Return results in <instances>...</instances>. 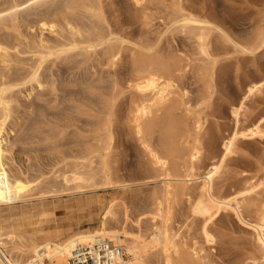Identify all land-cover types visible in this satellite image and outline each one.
Listing matches in <instances>:
<instances>
[{
    "label": "rangeland",
    "instance_id": "obj_1",
    "mask_svg": "<svg viewBox=\"0 0 264 264\" xmlns=\"http://www.w3.org/2000/svg\"><path fill=\"white\" fill-rule=\"evenodd\" d=\"M4 2L6 0H0V5ZM177 2L183 7L199 12L201 10V13L208 17L209 22L218 28L209 36L210 43L206 48L208 56L200 54L193 39L173 29V22L170 21L173 19V4ZM138 3L134 5L131 0H102L103 21L100 25L103 28L107 26L120 41L119 47L122 48H115L118 52L121 51L118 57L111 59L97 48V51L90 56L72 55L67 60L60 59L61 61L49 59L39 71V84L24 83L18 79L17 75L20 76L23 73L19 77L23 78L38 64H36L37 56L42 52V48H39L40 44L44 43L43 45L50 47L47 49L51 50L62 42L59 29L53 33L46 28L42 31L40 25L32 22L33 14L42 10L41 8L37 11H28L24 13L25 15L21 14L26 21L24 20L23 25L19 22L16 31L0 28V42L6 49L8 46L7 58H4L5 61L0 58V80L12 79L13 84L17 83L16 89L12 90L13 119L7 129L6 149L8 151L0 161V178L6 177L9 183L20 189L19 194L21 190L22 194L26 193L23 191H27L29 181L33 186L41 182L39 179L42 181L44 179L48 184L51 180L52 183L54 180L51 175L53 174L50 172L62 166L54 167L60 156L72 158L76 153L78 155L82 149L83 139L92 135L93 130L91 131L90 127L94 128L92 125L96 120L88 117L87 114L96 115L99 112L96 111L98 108L95 107V109L89 101L94 102L100 93H107L110 86L115 83L118 92L120 90V96L117 98L115 108L112 109L111 124L115 140L113 143H115L109 162L114 177L124 185H128L123 189L98 192L72 191L55 199L47 195L48 199L42 200L39 199L40 196H47L40 193L42 191H39L40 189L29 193V189L33 187L29 183L30 187L26 196L35 191L37 194L33 195L38 196L39 193L40 196L37 198L29 195L32 199L29 200V197L25 195L22 197L21 194V199L18 198V201L0 202L1 216L27 213V219L32 217L29 220L26 219L28 221L26 224L24 222L27 227L29 226V230L43 229L44 231L56 226L61 228L71 226L81 230L92 229L98 225L107 211L106 207L111 203L115 204L113 212L120 213L127 208L133 220L142 213L149 217L151 197L158 194L160 196L162 190L160 173L156 172L149 151L167 160L168 172L172 176H184L189 173L186 154H183L185 157L180 154L181 151L176 154L166 152L160 145L159 139L162 132L158 127L168 118L184 124L181 129L173 130L177 136H181L183 132L182 135L186 138L181 139L180 146L186 151L180 148L182 153H187V150L195 145V130L192 122L194 116L201 115L203 121L206 120L200 136L198 135L201 154L200 162L198 161L196 165L198 174L203 173V166L209 163L214 153L221 152V137L226 136L234 128L231 105L235 100L238 102L243 97L244 83L259 77L264 72V45L251 53L247 51L248 48L241 50V48L233 47L236 44L242 47L253 31L264 28V0H140ZM23 18L20 17V21ZM220 31L222 33H219ZM53 36L58 38V41ZM140 59L151 60V62L157 60L170 66L171 77L165 78V75L164 79L169 78L167 79L169 81L171 79L176 90L171 101L166 105L168 107L161 108L159 114L148 117L142 123L145 126L151 122L154 127L152 126L149 132L143 131L138 134L134 123V110L141 102L139 101L141 98L133 90V85L140 76L137 71V60ZM211 67L214 70L212 80L209 79L210 74L204 76L203 71L204 68L210 70ZM17 80L21 82L18 83ZM77 107H84L87 111H91L90 113L86 111L84 114L78 113ZM263 111L264 87L260 94L246 100L241 122L256 120ZM262 124V132H264V122ZM236 143L235 153L226 159L220 177L214 182V191L218 194L236 191L237 186L239 189L253 179L256 180L264 175V133L260 136L240 138ZM25 178H28L27 182H23ZM33 179L37 180V183H32ZM45 182L41 187H47ZM174 190L177 191L176 188ZM175 191L170 202L169 226L173 232H177L182 237V249L189 254L190 264H260L261 250L255 243L252 231L243 224L247 220L249 223L253 220L255 222L263 213L264 186L255 194L243 196L241 200L243 222L230 212H221L208 222V227L216 239L215 244L211 246L207 245L202 237V220L196 218L191 212L190 205L196 200L197 189L189 188L188 197ZM187 198H193L190 205ZM42 203L47 204V208L51 206L57 209L53 213L42 214L44 217L40 216L39 213L47 209L46 206L44 208L41 205ZM141 226H143L141 230L145 228L142 232L147 236L149 226L147 228V224L144 223ZM133 232L135 233V229ZM194 250L199 253V257L201 256L200 260L193 252ZM152 253L155 254L149 256V263L161 264L160 254L155 251Z\"/></svg>",
    "mask_w": 264,
    "mask_h": 264
},
{
    "label": "bare ground",
    "instance_id": "obj_2",
    "mask_svg": "<svg viewBox=\"0 0 264 264\" xmlns=\"http://www.w3.org/2000/svg\"><path fill=\"white\" fill-rule=\"evenodd\" d=\"M131 1L134 3V5H137L139 4L138 2L140 0ZM102 6V0H6V2L0 5V28H10L16 31L19 27V22H22L23 25V22L26 21L25 17H22V15H25L24 13L28 11H37L41 8L42 10L33 14L34 20H32V22L40 25V29H42V31L44 28H46V30H48L50 33H53L58 31L59 29L61 33L60 37L62 38V42L58 45H55L53 49L48 50L47 48L50 47L43 45L44 43L40 44L39 48H42V52L39 51L41 53L39 55L37 54L38 62H36V64H38L32 70L30 69L31 67H29L30 71L27 72V75L23 78H19L21 75H23V73L20 74V76L17 75L18 79H20L24 83L39 84V71L42 68V65L44 63H47L49 59H53L54 61H56L60 59L67 60L72 55L90 56L92 53L94 54L97 51V48H100L104 52V54L108 55L111 59H115L116 57H118L117 55L121 51L118 52L116 49L122 48L119 47L120 41L117 39V36H114V34L110 30H108L107 26L105 27L106 30H104L105 28L100 25L103 21ZM173 6V19L172 21H170L173 22V29L178 30L180 34L183 33L184 35L188 36L189 39H193V42H195V44L197 45L200 54L203 56H208L206 48H208V45L210 43L209 36L218 28H216L211 24V22H209L208 17L204 16V14L201 13V10L199 12L187 7H183V5L178 2L176 4H173ZM20 17L21 19L23 18V20L20 21ZM168 19L170 20L171 18L169 17ZM112 31L115 32L114 30ZM64 33H66V35H64ZM219 33L222 32L220 31ZM56 35H58V33ZM222 36L224 37V35ZM249 36L250 38L247 40L245 45L240 47L236 44L233 47L241 48V50L243 48H248L249 50L247 49V51L251 53L256 50V48H261L264 45V28L253 31L252 35ZM54 38L56 39V37ZM56 40L58 41V38ZM227 43L229 42L227 41ZM7 49L0 42V58H2L4 61V58L7 55ZM43 49L47 50L43 51ZM35 50H37L36 47ZM153 60L152 62L151 60L148 61L146 59L137 60V71L139 72L140 76L137 78L135 84L133 85V90L141 98V100H139L141 102L136 105L134 110V123L138 134L142 133L143 131L149 132L151 128L154 127V124L151 122H149L150 124H147L145 126H143L144 124L142 125V123L148 117L161 111V108L165 107L171 101L176 90L174 88L173 82H171V79L170 81L167 80L169 78L164 79L165 75V78L171 75V67L165 63ZM204 69V76L210 74L209 79L212 80L214 73L213 68H209L210 70ZM206 78L208 79V76ZM11 80H0L2 81L0 83V161L2 160V158H4V155L8 151L6 149V146L8 144L7 129L9 128V125L12 123L13 119L12 110L14 109L12 108L14 107L12 106V90L13 88L16 89L15 86L17 83L13 84L14 82H11ZM205 85H207V83ZM19 87H21V85ZM263 87L264 72L261 73L259 77L247 80L244 83L243 97L238 102H235V100L231 105V116L234 122V128L226 136L221 137V152L214 153L213 156H211V158L209 159V163L204 166L202 165L204 167V170H202V174L197 173L198 168L196 166L201 155L199 148L200 139H198V135L203 130L206 120L203 121V118L200 117L201 115L194 116L192 122L195 130V145L190 150H187V153H182L181 149L183 148H181L182 146H180L182 137L185 138L182 135L183 132L181 133V136H177V134L173 132V130L181 129L184 124L182 123V125L180 122L178 123V120L175 121L173 120V118H168L167 120L159 124L158 128L162 132L159 139L161 147L164 149V151L173 154H176L180 151V154H186L188 159L187 161L189 163V173L184 176H172L168 172L169 167L167 160L160 157L158 154L149 151L153 166L156 168V172L160 173L159 178L162 184L160 196L158 194L151 197V212L149 210V217H147V215H142L145 214L142 213L133 220L130 216V213L127 211V208L123 209V211L120 213L113 212V207L115 204L111 203L108 207H106L107 211L102 216L98 225L92 229L88 228L81 230L75 229L71 226L61 228L55 225L56 227L44 231L43 229L29 230V226L27 227V225L25 224L26 221L32 217H29V219H27V213L21 212L22 214H11L7 215V217L0 215V264H35L36 262L43 264L44 261H48L50 264H67L68 259L72 256L75 250L93 245L94 243L100 242L103 239H107L110 242L123 247L126 255L124 264H150L148 258L149 256L155 254L152 253L154 251L160 254L161 264H190L189 262L191 260L189 259V254H186L182 249V237L177 232H173L169 226V221L171 219L170 202L174 194L173 191H175L174 189L176 188L177 191H175V193L180 192L184 197H188L189 195L187 193V190H189V188L195 187L197 189L196 200H193L194 202L192 203L191 200L193 198L187 199L189 205L191 202V212L196 216V218L198 217L203 222V227L201 226V233L207 245L211 246L215 244V236L211 233V230L208 227V222H211V220L215 218V215L221 212H230L231 214L235 215L239 221L243 222V216L241 217L243 204H241V200L243 196L246 197L247 195H251L253 193L255 194L257 190L264 186V175L256 180L253 179L249 182V184H246V186H241L239 187V189H237V186L236 191L222 194H218L214 191V182L218 177H220L219 175L224 168L223 166L226 159L233 153H235L234 150L236 149V142L239 141L240 138L242 139L263 135L264 132H262V123L264 122V111L256 120L246 123L241 122V115L245 110L246 100L258 93L260 94ZM119 93L120 90L118 92L117 85L113 83L107 93H100L97 99L95 96L96 100L94 102L87 100L91 105H94V108H98V110L96 111L99 112L96 115L94 113V115L87 114L88 117H92L96 120L93 125L91 124L92 126H94L93 129L90 127L91 125L89 126L91 131L93 130L92 135H89V137L83 139V146L81 144L82 149L80 148V152L77 151L79 153L78 155L76 153V155L72 158L63 157L65 155L60 156L58 161L54 164V167L55 165L62 166L58 168V170L50 172L53 174L51 175L53 177L52 180H54L52 183L50 180L51 178L49 179L50 184L45 182L44 179L43 181L42 179H39V181H41L39 183L36 182L37 180L34 181L33 179L32 183H37L36 185L34 184L35 186H33V184L31 185L30 181L28 180L30 186H33L29 189V193L30 191L40 189L39 191H43H41L40 193L45 194L46 196L49 195L50 198L55 199L64 195L65 193L67 194L68 192L72 191L98 192L105 190L123 189L128 186L127 184L124 185L123 182H119L118 179L114 177L115 175H113L112 173L113 170L111 171V163L109 162L112 156L111 153L113 151V144L115 143H113V141L115 140L112 129L113 125L111 124V122H113L111 121L113 113L112 109L113 107L115 108L117 98L118 96H120ZM80 100L82 99L80 98ZM79 107H77V109ZM86 111L87 110L84 107L77 110L78 113L82 114H84ZM174 118H176V116ZM61 122L59 124H61ZM51 133H53V131ZM184 152L186 151L184 150ZM180 154L179 156H181ZM1 178L0 202L6 203L17 200L18 198L21 199V196L23 197V195L26 196L28 194V188L30 187L28 185L29 183H27V191H23V193H26L22 194L21 190V193L19 194L20 189L18 190V188L12 185V183H9L6 180V177H3V179ZM28 178H25V181L23 182H27L26 180ZM39 178L41 177L39 176ZM44 182L47 184L46 188H43V186L41 187ZM20 185H22V183H20ZM34 193L37 194L35 191L31 193V195L29 194L30 197ZM29 195L26 197H29ZM34 196L38 198V196L40 195L38 193V196L33 195V197ZM39 199H48V196H40ZM29 200L32 199L30 198ZM41 205L45 208L47 204L45 205L42 203ZM56 209V207L50 206L47 209H44V211L39 214H41L40 216H43L48 212L53 213V211H55ZM244 221H246V219ZM142 223H144L145 225L147 224V228L149 226V233L147 236H145L142 232L145 228L141 230V227H143L141 226ZM243 225L248 227L252 231V236L254 237L255 243L260 248L262 253L260 264H264V210L255 222L253 220L252 223H249L247 220V222H244ZM134 229L135 233L133 232ZM193 252L200 260L201 256L199 257V253L195 252V250Z\"/></svg>",
    "mask_w": 264,
    "mask_h": 264
},
{
    "label": "built area",
    "instance_id": "obj_3",
    "mask_svg": "<svg viewBox=\"0 0 264 264\" xmlns=\"http://www.w3.org/2000/svg\"><path fill=\"white\" fill-rule=\"evenodd\" d=\"M125 259L126 255L122 246L103 239L93 245L75 250L67 264H124ZM43 264L50 263L44 261Z\"/></svg>",
    "mask_w": 264,
    "mask_h": 264
}]
</instances>
